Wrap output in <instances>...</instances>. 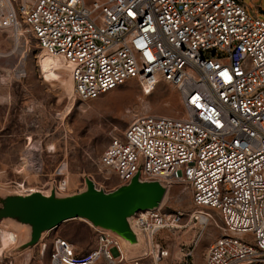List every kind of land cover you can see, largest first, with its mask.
Masks as SVG:
<instances>
[{
	"label": "built area",
	"instance_id": "built-area-1",
	"mask_svg": "<svg viewBox=\"0 0 264 264\" xmlns=\"http://www.w3.org/2000/svg\"><path fill=\"white\" fill-rule=\"evenodd\" d=\"M23 27L67 61L80 99L138 79L148 92L161 81L174 85L184 106L178 117L135 115L100 163L117 188L136 176L166 189L184 182L194 209L160 203L135 213L134 241L93 225L99 244L82 257L57 238L52 264H162L172 232L192 223L200 236L210 222L222 234L204 264H264V19L242 0H0V30ZM66 187L59 180L47 196L61 197ZM123 238L142 244L143 254L128 257ZM198 241L181 243L182 264H195Z\"/></svg>",
	"mask_w": 264,
	"mask_h": 264
},
{
	"label": "rangeland",
	"instance_id": "rangeland-1",
	"mask_svg": "<svg viewBox=\"0 0 264 264\" xmlns=\"http://www.w3.org/2000/svg\"><path fill=\"white\" fill-rule=\"evenodd\" d=\"M242 1L252 15L264 19V0ZM23 28V40L28 42L21 51L14 35L0 30V244L2 229L17 237L2 251L0 264H52L57 238L75 244L76 256L82 257L98 246L99 231L93 223L75 218L44 231L35 240L31 224L8 214L9 199L25 196L31 188L50 193L63 179L67 187L61 197L86 191L88 178L105 192L115 190L118 179L100 163L110 141L122 135L137 114L178 117L184 114V106L174 85L161 81L148 92L138 79H129L98 98L80 99L67 61L41 48L33 34ZM20 60L22 74L15 72ZM34 144L39 147V170L27 168L31 163L24 159ZM163 209L191 212L194 206L189 186L173 182L166 189ZM215 218L222 224L218 215ZM199 232L201 227L192 223L172 232L167 242L172 255L162 264H182L181 243H193L197 237L193 260L204 264L207 248L222 230L210 222L200 236ZM125 247L128 257L144 252L142 244L125 241ZM145 261L150 264V259Z\"/></svg>",
	"mask_w": 264,
	"mask_h": 264
},
{
	"label": "water",
	"instance_id": "water-1",
	"mask_svg": "<svg viewBox=\"0 0 264 264\" xmlns=\"http://www.w3.org/2000/svg\"><path fill=\"white\" fill-rule=\"evenodd\" d=\"M87 190L68 197L47 196L34 192L10 198L8 214L20 217L32 225V236L39 239L42 233L75 218H87L93 225L117 231L134 241L128 217L158 206L166 188L158 181L141 182L136 176L129 185L105 192L95 182L86 180Z\"/></svg>",
	"mask_w": 264,
	"mask_h": 264
},
{
	"label": "bare ground",
	"instance_id": "bare-ground-1",
	"mask_svg": "<svg viewBox=\"0 0 264 264\" xmlns=\"http://www.w3.org/2000/svg\"><path fill=\"white\" fill-rule=\"evenodd\" d=\"M13 35L15 36L16 46H17L18 50L21 51L23 49V46L25 45V43L28 42L27 41L28 39L23 40V36L26 35L25 34V31H24V28H21L17 33H14ZM52 56H54V55H52ZM54 57H56V56H54ZM17 64L15 66V68H16L15 72H19L20 73L23 70V60H20ZM20 74H22V73H20ZM72 83H73V81H72ZM73 89H74V84H73ZM74 92H75V89H74ZM50 148L51 149H54V146H52V147L50 146ZM30 150H31L30 154L29 155H26V157H24V159L26 158L28 161H30L28 163H31V165H29V167H27V168H30L31 167V168H34L36 170H39L40 169V160H39V153H38L39 147H38L37 144H34L32 147H30ZM24 159H22V160H24ZM22 168H23V166H22ZM96 188L99 189V187L97 185H96ZM28 192L34 193V192H43V191H41L39 189H36V188H31V189H28ZM30 193H28V194H30ZM43 194L48 195L49 192H46V193L44 192ZM164 199H165V196H164L163 200L161 201V204H163ZM83 219H85L88 222L92 223L87 218H83ZM16 238L17 237H16V234L14 232L9 231L8 229H2V233H1V244H0V255H1L2 251L6 247H8L10 241H15ZM123 241L125 242L126 241V238H123Z\"/></svg>",
	"mask_w": 264,
	"mask_h": 264
},
{
	"label": "snow or ice",
	"instance_id": "snow-or-ice-1",
	"mask_svg": "<svg viewBox=\"0 0 264 264\" xmlns=\"http://www.w3.org/2000/svg\"><path fill=\"white\" fill-rule=\"evenodd\" d=\"M132 15H135V13H132ZM230 79V78H229ZM217 123H219V122H217Z\"/></svg>",
	"mask_w": 264,
	"mask_h": 264
},
{
	"label": "crops",
	"instance_id": "crops-1",
	"mask_svg": "<svg viewBox=\"0 0 264 264\" xmlns=\"http://www.w3.org/2000/svg\"><path fill=\"white\" fill-rule=\"evenodd\" d=\"M73 245V247H75L76 245L75 244H72Z\"/></svg>",
	"mask_w": 264,
	"mask_h": 264
}]
</instances>
